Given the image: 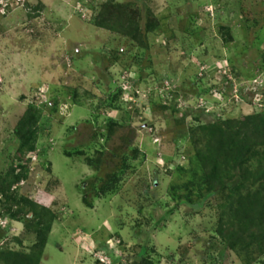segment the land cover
<instances>
[{
  "label": "rangeland",
  "instance_id": "rangeland-1",
  "mask_svg": "<svg viewBox=\"0 0 264 264\" xmlns=\"http://www.w3.org/2000/svg\"><path fill=\"white\" fill-rule=\"evenodd\" d=\"M105 2H131L143 31L155 19L146 46L94 25ZM253 79L264 82V0H12L0 18V177L33 104L28 177L10 193L58 212L39 264H130L141 248L150 264H242L214 233L213 200L194 210L167 190L184 180L192 125L264 109ZM3 202L0 248L27 252L34 237Z\"/></svg>",
  "mask_w": 264,
  "mask_h": 264
},
{
  "label": "trees",
  "instance_id": "trees-1",
  "mask_svg": "<svg viewBox=\"0 0 264 264\" xmlns=\"http://www.w3.org/2000/svg\"><path fill=\"white\" fill-rule=\"evenodd\" d=\"M131 7V2H105L93 19L94 25L121 35L133 44L146 46V34L155 31L158 24L151 19L144 32L138 22V10ZM38 118L33 104L28 105L13 131L18 140L14 157L17 164L11 165L0 177L3 214L22 222L24 232L33 235V243L27 252L0 248V264H39L57 219L58 212L40 203L39 198L32 200L10 193L13 184L28 177L26 164L35 149ZM111 123L114 124V121ZM186 138L190 146L188 168L176 166V177H183L184 180L169 184V197L176 205H189L194 210L213 200L216 211L214 233L224 247L233 252L242 264L259 263L264 258V109L210 123L198 120L188 129ZM25 155L27 158H24ZM165 160L168 162L167 158ZM99 163L100 160H87L90 167H97ZM116 178L112 175L104 181L100 192L95 195L101 196L110 191ZM13 205L17 209L13 210ZM25 207L28 210L21 217ZM29 213L30 218L27 217ZM14 240L22 244V238L15 237ZM101 248L103 251L108 249L105 243ZM144 253L145 249L141 248L130 264H138V260L150 264L144 260ZM261 262L264 264V259Z\"/></svg>",
  "mask_w": 264,
  "mask_h": 264
},
{
  "label": "built area",
  "instance_id": "built-area-1",
  "mask_svg": "<svg viewBox=\"0 0 264 264\" xmlns=\"http://www.w3.org/2000/svg\"><path fill=\"white\" fill-rule=\"evenodd\" d=\"M8 6H9V0H0V15H4L6 13ZM257 80H259V79H256V80L253 79L252 82L250 83V88L247 90L249 92H252L253 96H256V97L258 96L260 98L261 94H262V89L264 88V82L262 81V79H260L258 82H257ZM239 90H241V89L239 88L238 91ZM238 91L236 89L235 93L237 94ZM261 102H262L261 99H257L255 101V103L252 104V107H256V106L261 107L262 106Z\"/></svg>",
  "mask_w": 264,
  "mask_h": 264
},
{
  "label": "clouds",
  "instance_id": "clouds-1",
  "mask_svg": "<svg viewBox=\"0 0 264 264\" xmlns=\"http://www.w3.org/2000/svg\"><path fill=\"white\" fill-rule=\"evenodd\" d=\"M11 7H12V0H9V6L7 7L6 13L10 11ZM6 13L4 15H0V18L4 17L6 15Z\"/></svg>",
  "mask_w": 264,
  "mask_h": 264
}]
</instances>
